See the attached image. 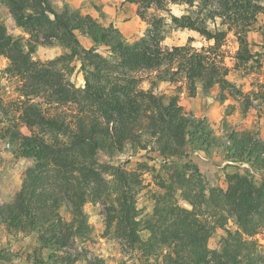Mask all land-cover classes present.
I'll use <instances>...</instances> for the list:
<instances>
[{
  "label": "trees",
  "instance_id": "obj_1",
  "mask_svg": "<svg viewBox=\"0 0 264 264\" xmlns=\"http://www.w3.org/2000/svg\"><path fill=\"white\" fill-rule=\"evenodd\" d=\"M125 1L139 5L147 24L145 36L134 43L114 25H102L69 6L59 8L55 0H0L30 35L27 43L16 39L0 21V55L10 60L6 72L19 80L16 98H0V143L34 163L16 196L0 202V226L13 234H36L32 264H107L86 245L93 228L84 206L102 200L107 231L137 250L140 264H264V244L254 238L264 230V139L246 132L219 135L205 118L185 112L177 95L157 91L161 83L181 76L191 96L199 85L206 91L216 84L223 90L233 87L218 51L235 30L237 59L244 63L253 57L247 34L263 9L260 0ZM172 4L189 9L178 16ZM160 12L214 44L201 50L190 43L164 47L166 15ZM79 34L105 45L110 54L85 48ZM54 44L69 52L48 62L32 59L39 45ZM77 61L82 87L71 80ZM144 73H154L148 88ZM23 125L31 135L21 131ZM153 141L166 171L159 176L160 191L152 194L153 211L144 217L137 210L145 188L142 174L97 160L128 147L147 149ZM196 149L209 157L219 150L226 160L248 167L225 174L232 188L211 186L190 160ZM99 167L111 168V178ZM218 228L225 234L213 249L209 240ZM13 259V252L0 247V264H14Z\"/></svg>",
  "mask_w": 264,
  "mask_h": 264
},
{
  "label": "rangeland",
  "instance_id": "obj_2",
  "mask_svg": "<svg viewBox=\"0 0 264 264\" xmlns=\"http://www.w3.org/2000/svg\"><path fill=\"white\" fill-rule=\"evenodd\" d=\"M59 8L69 6L71 9L85 15L89 14L100 24L114 25L120 32L123 39L128 43H134L145 36L147 32L146 21L139 15V5L128 3L125 0H55ZM263 9L258 15L255 29L247 34L249 48L253 57L242 63L237 59L239 42L235 30L228 32V35L218 51L220 60L229 70L228 81L233 87L223 90L216 84L209 91L202 85L194 96L187 90V80L181 76L177 82L161 83L158 93L174 94L179 97V102L185 112L192 113L199 118H205L219 135L231 132H246L264 139V0H260ZM171 12L181 16L188 11L187 4H172ZM165 14L163 26L164 39L162 45L172 48L192 44L198 50L207 48L214 44L199 32L190 29H182L172 23L169 14ZM0 21L14 38L29 40L30 35L23 27L17 25L9 8L0 2ZM219 21V19H218ZM79 39L85 48L96 47L97 51L109 55L110 51L105 45H97L95 42L82 34ZM27 43V42H26ZM69 52L68 48L61 45H39L32 59L39 62H48L51 59ZM10 64L8 57L0 55V98L7 101L18 96V83L16 77H11L6 72ZM77 68L71 76L72 82L77 87L85 84V79L80 70L81 62H76ZM144 87L150 86L149 80L154 73H144ZM34 101H42V97L33 96ZM21 131L31 135V130L23 125ZM190 160L198 166L204 174L207 184L211 186L233 187L228 185L225 174L233 173L241 169L244 171L248 166L237 164L225 159L223 153L216 150L212 157H209L203 150H193ZM187 161L186 159L180 160ZM98 164L109 166L123 165L126 169L140 172L143 176L145 188L138 194L137 210L141 216L147 217L154 208L153 192H159V176L166 171L163 157H161L155 141L147 149L133 150L128 147L124 152L112 157L100 154ZM34 163L26 158L15 156L7 148L4 142L0 143V202L11 201L27 182L28 171L33 168ZM240 166V167H238ZM102 174L111 178L113 172L107 168ZM77 174H81L76 171ZM257 174V173H256ZM180 204L189 207L184 200ZM87 220L93 228L91 240L86 243L93 255L106 260L107 264H140L136 256L137 250L132 249L123 238L106 229L107 205L102 200L89 201L84 206ZM65 219L71 215L66 208L61 210ZM230 225H235L231 221ZM108 232V234H107ZM225 234L222 228H218L209 240V246L216 248L221 237ZM146 236V235H145ZM260 244H264V230L254 236ZM35 233H10L5 226H0V247L10 250L14 254V264H32L31 252L36 246Z\"/></svg>",
  "mask_w": 264,
  "mask_h": 264
}]
</instances>
